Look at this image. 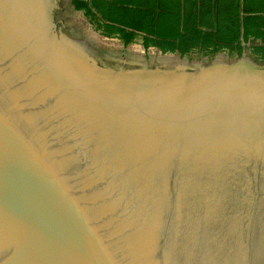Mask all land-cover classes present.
I'll use <instances>...</instances> for the list:
<instances>
[{
    "label": "water",
    "instance_id": "1",
    "mask_svg": "<svg viewBox=\"0 0 264 264\" xmlns=\"http://www.w3.org/2000/svg\"><path fill=\"white\" fill-rule=\"evenodd\" d=\"M56 5L0 0V264H264V63L108 54Z\"/></svg>",
    "mask_w": 264,
    "mask_h": 264
},
{
    "label": "trees",
    "instance_id": "2",
    "mask_svg": "<svg viewBox=\"0 0 264 264\" xmlns=\"http://www.w3.org/2000/svg\"><path fill=\"white\" fill-rule=\"evenodd\" d=\"M85 19L123 45L210 55L248 49L264 58V0H69Z\"/></svg>",
    "mask_w": 264,
    "mask_h": 264
},
{
    "label": "rangeland",
    "instance_id": "3",
    "mask_svg": "<svg viewBox=\"0 0 264 264\" xmlns=\"http://www.w3.org/2000/svg\"><path fill=\"white\" fill-rule=\"evenodd\" d=\"M57 9L60 11V13L63 15L65 20L68 22V24L71 26V28L79 35L81 36L89 45L98 48L108 54L112 55H125L129 53L132 56L135 55H142V56H149L159 58V61L166 62V61H178L179 63L184 61L190 62L189 60L198 61V63H203L201 60H210L213 57V54L210 55H203L198 52H191L188 54H184V56L187 58L178 59L175 55L166 54V55H160L159 51L152 47L148 46L147 48H143L139 42H131L126 45H123L121 40L116 37H107L103 34H101L97 29H94L93 26L85 19V17L82 15L80 10H74L71 7V4L69 0H57ZM142 48V49H141ZM248 49L245 47L244 52L247 54ZM227 52L225 50H220L216 52V55L212 59V62H229L225 58V54ZM159 54V55H157ZM230 56L233 57L234 53H228ZM260 63H264V58H254ZM209 63V62H208Z\"/></svg>",
    "mask_w": 264,
    "mask_h": 264
},
{
    "label": "bare ground",
    "instance_id": "4",
    "mask_svg": "<svg viewBox=\"0 0 264 264\" xmlns=\"http://www.w3.org/2000/svg\"><path fill=\"white\" fill-rule=\"evenodd\" d=\"M84 38V37H83ZM142 49V48H141ZM128 55H129V57H130V59H134V60H138L137 59V55H135V56H132V55H130L129 53H128ZM162 55H166V54H162ZM172 55V54H171ZM156 58V57H155ZM180 59H182V58H180ZM179 59V60H180ZM156 60H157V62H159V63H164V64H175V63H179L178 61H164V62H161V61H159V58H158V56H157V58H156ZM182 62H184V61H182ZM182 62H180V63H182ZM234 62H247L246 60H243V59H239V60H237V61H234Z\"/></svg>",
    "mask_w": 264,
    "mask_h": 264
}]
</instances>
